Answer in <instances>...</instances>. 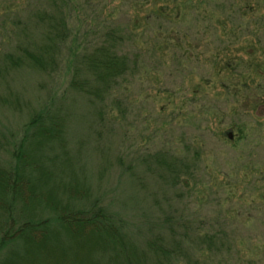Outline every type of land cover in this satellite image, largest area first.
I'll use <instances>...</instances> for the list:
<instances>
[{"label": "rangeland", "instance_id": "1", "mask_svg": "<svg viewBox=\"0 0 264 264\" xmlns=\"http://www.w3.org/2000/svg\"><path fill=\"white\" fill-rule=\"evenodd\" d=\"M71 1L73 43L52 74L11 70L0 59L4 176L16 177L10 151L32 117L63 118L66 135L37 152L53 173L46 186L22 187L23 201L0 209V239L10 210L17 224L33 202L43 219L39 200L49 189L71 204L65 187L78 185L86 191L73 208L102 205L138 249L171 225L183 252L165 264H264V0ZM34 9L36 0H0V58L19 43L17 20ZM111 26L133 35L121 50L138 55L116 93L121 112L115 95L93 103L68 89L70 48L90 50ZM160 157L181 164L184 183H171ZM50 235L0 242V264H72L94 249L92 239ZM103 256L91 258L103 264Z\"/></svg>", "mask_w": 264, "mask_h": 264}, {"label": "trees", "instance_id": "2", "mask_svg": "<svg viewBox=\"0 0 264 264\" xmlns=\"http://www.w3.org/2000/svg\"><path fill=\"white\" fill-rule=\"evenodd\" d=\"M44 1L47 2V6L41 9L38 6L40 1L36 0V9L30 12V17L27 16L29 19L26 23L17 20V25H22V27H17L20 29L19 43L13 51L0 58L7 68L14 70L26 66L34 71L47 74H52L57 69L62 57V48L71 39L69 15L74 11V5L71 0ZM169 1L176 3L178 0ZM162 9V7L159 8V10ZM132 38L131 33L126 35L124 30L111 26L103 33L99 43L90 50L84 49L77 53V50L70 48L73 64L68 89L85 95L93 103L95 101L102 102L105 97L115 95L114 104L116 109L121 112L123 103L119 97H116V93L121 80L133 74L134 71L136 72L138 61V55L122 52L121 45L125 41H131ZM71 43H73L72 39ZM64 123L63 118H59L57 115L49 118L47 122L40 116L32 117L29 120L17 151H10V156L16 161L13 167L17 171L15 179L10 182V178L4 174L10 175L11 169L0 166V209H8L17 200L23 201L24 189L28 191L32 188L33 190L36 184L46 186L45 184L53 173L48 171L40 155L45 147L52 146L54 143L62 144L66 136ZM39 150L41 154H37ZM159 163L164 172L169 175L172 184L184 183V176L188 173L183 171V167L181 164H177L176 159L169 162L166 158L160 157ZM35 174L37 177H33ZM33 184L35 185L33 186ZM10 188H15L16 191H12ZM81 188L78 185L65 187L67 199L72 201L71 204L70 202L62 204L59 195L54 194L50 189L46 190L48 192L47 202L38 199L40 203L42 202V209L47 210L48 215L43 219L42 216L38 218L35 216L32 208L33 202L27 201L29 208L23 209L25 212H21L17 224L10 210L8 212L9 225L3 230L0 242L11 240L26 242L33 239L32 236L37 235L46 239V236L47 238L51 237L50 233L52 232L54 236H59L61 233L70 239L73 237L92 239L94 249L88 253L89 256L85 255L87 260L72 264H99L91 258L96 252L104 254L106 262L103 264H165L176 259L177 254L183 252L184 240L173 229L170 230L171 225H167L170 226L169 231L158 234L160 237L149 239L146 242L145 250L138 249L133 242L128 241L124 234L120 235L119 229L111 223L110 217L107 215L108 211L102 205L92 203L89 208L84 210L73 208L75 200L83 197L82 193L86 191ZM9 189L12 193L11 199L8 196V194L11 196L8 192ZM185 232H191L190 228L185 229ZM209 243L210 247L214 241L210 240ZM188 264L193 263L189 262Z\"/></svg>", "mask_w": 264, "mask_h": 264}, {"label": "water", "instance_id": "3", "mask_svg": "<svg viewBox=\"0 0 264 264\" xmlns=\"http://www.w3.org/2000/svg\"><path fill=\"white\" fill-rule=\"evenodd\" d=\"M227 136H228V138H231V134L230 133H228Z\"/></svg>", "mask_w": 264, "mask_h": 264}]
</instances>
